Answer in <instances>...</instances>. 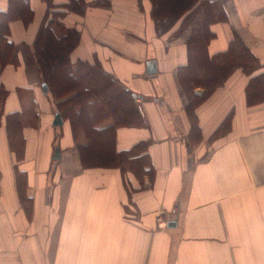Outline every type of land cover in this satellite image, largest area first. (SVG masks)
<instances>
[{
  "label": "crops",
  "instance_id": "obj_1",
  "mask_svg": "<svg viewBox=\"0 0 264 264\" xmlns=\"http://www.w3.org/2000/svg\"><path fill=\"white\" fill-rule=\"evenodd\" d=\"M84 2L83 15L62 20L80 33L70 60L97 63L133 94L144 125L118 127L115 146L148 143L154 173L129 190L118 169L82 166L85 136L62 118L61 129L53 125L54 101L25 49L47 11L30 0L32 20L10 22L17 63L0 72V264H264V102L246 104L248 77L237 69L206 96L194 89L203 99L192 129L179 80L188 63L189 29L176 33L182 17L159 34L151 0ZM196 2L224 11L209 27L206 55L235 35L264 70V0Z\"/></svg>",
  "mask_w": 264,
  "mask_h": 264
},
{
  "label": "trees",
  "instance_id": "obj_2",
  "mask_svg": "<svg viewBox=\"0 0 264 264\" xmlns=\"http://www.w3.org/2000/svg\"><path fill=\"white\" fill-rule=\"evenodd\" d=\"M43 1L47 3L45 17L32 46H25V49L38 68L41 83L50 92L56 113L69 122L73 136L79 132L85 136L86 144L78 148L82 166L118 169L127 189L132 190L135 183L141 187L143 177L151 178L154 173L147 152L148 143L139 142L122 151L115 146L118 127L144 125L133 94L97 63L80 60L72 63L70 60L80 33L75 28L65 27L62 20L70 13L83 15L86 9L84 0ZM151 3L159 34L169 30L181 17L176 33L189 29L186 43L188 63L179 70V80L188 98L186 113L193 124L192 129L196 128L194 109L203 99L194 97L193 90L200 87L206 96L222 86L237 69L248 77L246 104L254 106L264 102V70H260L256 56L237 36L234 35L225 51L211 57L206 55V42L213 36L209 27L224 18L221 4H198L196 0H151ZM6 9L0 11V72L7 64L17 63V47L10 40V22L18 20L27 25L33 18L30 0H8ZM3 97L5 91L1 88L0 103ZM108 119H112V124L100 126ZM229 120L230 115L219 132L229 129ZM19 121L18 113L7 117L9 133H14V123Z\"/></svg>",
  "mask_w": 264,
  "mask_h": 264
},
{
  "label": "water",
  "instance_id": "obj_3",
  "mask_svg": "<svg viewBox=\"0 0 264 264\" xmlns=\"http://www.w3.org/2000/svg\"><path fill=\"white\" fill-rule=\"evenodd\" d=\"M148 73L149 74H153L154 72H155V69L153 68V66L151 67V68H149L148 70ZM42 90H43V92H45L46 93V91H47V86L45 85V84H43L42 85ZM59 113H56L55 114V119H54V121H53V125L54 126H59V125H61L62 124V119H61V117H60V115H58ZM59 150L58 149H56L55 150V153L53 154V157L52 158H54V160H58L59 159ZM173 226H175V223L174 222H170V223H168V227L169 228H171V227H173Z\"/></svg>",
  "mask_w": 264,
  "mask_h": 264
},
{
  "label": "rangeland",
  "instance_id": "obj_4",
  "mask_svg": "<svg viewBox=\"0 0 264 264\" xmlns=\"http://www.w3.org/2000/svg\"><path fill=\"white\" fill-rule=\"evenodd\" d=\"M62 124L61 125H59V126H56L58 129H61L62 127ZM149 179V178H148ZM143 183V182H142ZM142 183H141V185H142Z\"/></svg>",
  "mask_w": 264,
  "mask_h": 264
}]
</instances>
